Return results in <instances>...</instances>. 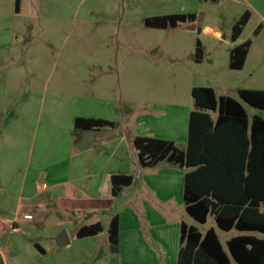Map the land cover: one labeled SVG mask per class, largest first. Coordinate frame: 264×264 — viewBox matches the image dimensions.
Segmentation results:
<instances>
[{"label": "rangeland", "instance_id": "rangeland-1", "mask_svg": "<svg viewBox=\"0 0 264 264\" xmlns=\"http://www.w3.org/2000/svg\"><path fill=\"white\" fill-rule=\"evenodd\" d=\"M246 8L243 0H20L17 12L16 0H0V227L4 220L13 219L27 174V182L37 178V189H42L32 202L55 204L59 189L52 186L66 178L49 176L42 169L34 173L37 157H51V164L65 159L66 172L81 171L76 158L66 160L71 135H76L75 155L82 146L80 133L72 129L75 113L106 117L133 134L174 139L185 147L194 87H211L218 96L237 99L238 88H264V54L259 56L257 51L242 71L229 66L232 28ZM178 13L197 18L177 28L153 29L144 24L149 17ZM252 22L244 39L252 37L257 18ZM205 25L217 27L225 39L200 36L199 29ZM198 39L204 52L200 63ZM244 106L250 118L255 113L264 118V110ZM128 149L127 145L121 148L113 165L137 173L138 151L133 145ZM72 178H67L70 185L75 183ZM91 181L76 184L73 200L81 198L78 189H89ZM100 182L96 187L104 198L111 189L105 182L99 186ZM4 186L11 188L7 195ZM89 203L77 202L81 208ZM53 209L43 216L39 212L40 217L31 212L39 224L30 236L40 241L77 229L75 216L62 221L71 224L56 227L64 217H60L63 211ZM181 219L203 232L210 227L218 230L213 217L204 226L185 211ZM12 234L3 233L0 238L4 242L16 239ZM219 234L226 239L225 232ZM94 242L90 245L94 255L101 247L109 248L105 234ZM128 245L124 240L122 250L118 246L120 253L111 250L97 259L92 255L88 264H131L124 251ZM85 249L88 246L75 242L74 252ZM24 257L31 262L29 254Z\"/></svg>", "mask_w": 264, "mask_h": 264}, {"label": "crops", "instance_id": "crops-1", "mask_svg": "<svg viewBox=\"0 0 264 264\" xmlns=\"http://www.w3.org/2000/svg\"><path fill=\"white\" fill-rule=\"evenodd\" d=\"M243 3L247 8L242 16L245 13H249L250 18L242 35L235 42L231 40L232 44H234L232 49L245 44L247 41H251V47L244 67L238 71H242L245 68L250 59H253L257 51L259 56L264 54V0H243ZM254 18H257V22L254 28L250 31L252 37L244 39L247 28L253 23L252 21ZM199 35H205L219 40L225 39L221 30L212 25H205L203 28L199 29ZM240 89L247 88H238L237 92ZM255 89L264 90V88ZM256 115L262 117L259 113H255L252 118ZM214 117H216V115H214ZM78 118L103 119L111 121L115 125L113 127L106 126L86 130L76 126V119ZM72 120V129H75V131L80 133L79 140L81 139L80 142H82V146L75 155L73 153V139L76 135L75 137L71 135L67 142L68 154L66 155V160L69 159V161H73L76 158V160L80 162L81 171L77 172L78 170L76 171V168H71L70 172H66L67 167L63 166V164H65V159L59 160L56 164H51V157L50 159L45 156H39L36 158L34 162V173L36 170L40 172V169H42L43 171H46L49 176L54 175L55 178H57L56 176H61L66 179L62 182L55 180L56 183L52 186V189H59V193L54 199L55 204L41 205L39 203H33L32 201L38 200V195L42 189H37V178L33 179L31 177L29 182H27V174L19 191L21 202L19 199L14 210L13 219L4 220L0 227V234H12L13 227L19 229L18 232L12 234L16 239L4 242L2 241V238H0L1 264H88V258L94 255L93 252H90L92 251L90 245L95 243L94 241L101 238L104 234L107 235V245L109 248H107L106 251L104 247H101L94 255V258L97 259L99 256L105 255L108 251L112 252L109 241V228L111 220L115 215H118L120 219L119 249L122 250V243L124 240L125 242H128L129 247L124 251L130 258L129 263L178 264L181 226L183 222L187 223L181 218L184 211L186 212V208H183L182 203L184 204V179L188 170L168 163L167 161L159 163L156 167H143L140 164L137 154L139 165L138 172L134 173V171H125L127 169L126 166L120 167V164L118 166L113 165L115 160L117 162L119 161L121 148L123 146L126 147V145L129 149L132 145L135 147L134 139L137 136H153L146 134H133V132L127 127L122 128L119 124H116V121L92 113H86V115H78L75 113ZM155 138L166 139L176 143L174 139H167L165 137ZM176 145L180 149L185 150L187 143L185 147H180L177 143ZM43 146H45V148L48 146L46 141H44ZM30 162L32 163L33 159H31ZM44 162H47V164L45 165ZM133 166L136 168V164ZM73 169H75V171ZM56 173H59V175H55ZM116 175H127L133 176L134 178L130 186L122 188V192L118 197H114L112 194V178ZM70 177H73L72 179L75 180V183L72 185H70L67 179ZM83 180H89V182L92 180L91 183H93H88L90 187L87 185V188L89 189L84 192L78 189L81 198L77 197V200L75 201L73 199L77 196L76 184L78 185V183L80 181L83 182ZM98 180H101L99 186L101 183L103 184V182H105V186L111 189L110 192H107V195L104 198L99 197L100 193L97 191L99 187H96V182ZM3 189L4 195H7L8 191L11 190V188H7L6 186H4ZM89 194H94L95 198L92 196L90 197ZM22 201H25V203H22ZM73 201L76 203L75 206L71 204ZM83 201L91 203H89L90 205L87 204L81 208V205H78L77 202L83 203ZM53 208H56L58 211H63V215L59 216L64 217V219L57 224L56 227L58 228H62L66 224H71L62 222L66 217L71 219V217L73 218L75 216L77 218V222L75 223V225H78L77 229L73 231V233H63L66 234V237L68 238L62 240L65 245L59 244V238L63 234L59 236L53 235L52 239L49 237L50 240H47L49 238H44L43 240L40 239V241L30 236V234L35 232L33 228L35 229L36 225L39 224L38 218L31 212L36 213V216L40 217L38 214L39 212L42 214L41 216H43L44 213L48 211H56ZM24 210H28V212L22 215ZM260 211H263V207H260ZM104 220L106 223H104ZM67 221L70 222L68 219ZM96 223H101L103 226V231L100 234L92 237H78V232L81 228ZM72 225H74V223H72ZM193 226L197 227L195 224ZM21 228L25 229L27 233L23 234ZM211 228L215 229L214 227H210L205 229L204 232L201 231L200 228L198 229L202 233H205ZM215 231L224 251L228 255L230 254L227 243L234 237L255 236L257 238H264V235L257 232H241L236 229L226 232L221 231L219 228L218 230L215 229ZM219 231L226 233V239L223 240L221 238ZM67 240H69L68 243ZM75 242L80 245L85 244V246H88V249H85L86 251L82 250L74 252L73 249ZM51 243H53L58 249L54 250V245H51ZM121 250H118L119 253ZM129 250H131L130 254L128 253ZM25 254L31 256L30 263L26 262L24 257ZM203 255L211 260V264H217L211 259L212 257L210 255ZM230 259L231 264H237L232 258Z\"/></svg>", "mask_w": 264, "mask_h": 264}, {"label": "trees", "instance_id": "trees-1", "mask_svg": "<svg viewBox=\"0 0 264 264\" xmlns=\"http://www.w3.org/2000/svg\"><path fill=\"white\" fill-rule=\"evenodd\" d=\"M19 8L20 0H16L17 12ZM196 18L195 14H170L146 18L144 24L153 29L177 28ZM249 18L245 13L235 22L232 41L242 35ZM250 47L251 41H247L232 50V70L244 67ZM196 55L200 63L204 52L199 39ZM192 97L194 110L189 117L186 149L170 140L137 136L134 145L140 164L156 167L167 161L188 170L183 201L187 214L198 224L205 225L213 217L221 231L236 229L264 235V118H250L244 106L264 110V90L240 89L237 99L218 96L211 87H194ZM114 125L103 119H76V126L86 130ZM133 180V176H113V196L118 197ZM102 231V224L96 223L81 228L78 237H92ZM119 240L120 219L115 215L109 228L113 252L118 251ZM227 246L230 255L224 251L215 229L202 233L183 222L178 264H211L203 254L210 255L217 264H231L230 258L237 264H264V238L238 236Z\"/></svg>", "mask_w": 264, "mask_h": 264}, {"label": "water", "instance_id": "water-1", "mask_svg": "<svg viewBox=\"0 0 264 264\" xmlns=\"http://www.w3.org/2000/svg\"><path fill=\"white\" fill-rule=\"evenodd\" d=\"M64 238H67V237H66V234H63V235L60 236V238H59V244H60V245H65L64 242H62V240H63ZM67 239H68V238H67ZM68 242H69V240H67V243H68Z\"/></svg>", "mask_w": 264, "mask_h": 264}, {"label": "built area", "instance_id": "built-area-1", "mask_svg": "<svg viewBox=\"0 0 264 264\" xmlns=\"http://www.w3.org/2000/svg\"><path fill=\"white\" fill-rule=\"evenodd\" d=\"M18 231H19L18 228H15V227L12 228V232H13V233H16V232H18Z\"/></svg>", "mask_w": 264, "mask_h": 264}]
</instances>
